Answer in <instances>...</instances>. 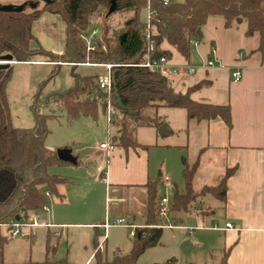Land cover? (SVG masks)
I'll return each instance as SVG.
<instances>
[{
  "label": "trees",
  "instance_id": "16d2710c",
  "mask_svg": "<svg viewBox=\"0 0 264 264\" xmlns=\"http://www.w3.org/2000/svg\"><path fill=\"white\" fill-rule=\"evenodd\" d=\"M111 1L51 0L50 3H43L41 8L39 2L35 9L26 6L21 12L0 11V56L9 54L17 63L28 62L40 56L56 69L61 64L70 65L74 85L63 92L50 93L44 101L56 104L65 112L69 121L79 117L96 120L98 109L105 111L106 94L98 86V77L80 76L75 68L82 64L112 65L114 85L109 98L120 113L113 142L124 150L139 146L135 139L137 128H159L164 124L156 114L158 108H182L188 120L198 122L220 118L230 127L229 106L211 105L191 99L190 93L207 83H197L185 93L175 92L165 77L138 64L147 51L149 42L157 49L162 41H166L182 57L188 59L190 39H201V29L210 17H220L226 29L235 21H243L246 24L244 35H258V46L254 51L264 55V0H168L166 4L163 0H115L116 9L112 14L129 13L118 27L107 24L112 15L106 17ZM142 10H147L150 14L149 23L154 30L148 41L143 34L145 22L140 19ZM42 12L59 15L65 24L62 54L30 46L31 41L35 40L32 24ZM95 17H102V42L96 43L95 49L87 50L82 37L91 32ZM122 35L125 36L123 40ZM158 52L168 55L166 52ZM55 72L56 70L51 76ZM11 74L12 65L0 69V264H71L65 257L53 258L54 249L48 247L42 261L9 263L4 260V247L8 239L2 236L1 228L10 220L20 221L29 212L41 209L47 204L49 195L60 197L57 187L70 184V181L65 177L49 174L47 169L56 164L71 165L59 160L55 151L44 146L49 130L45 125L46 115L38 112L39 91L31 106L34 125L23 129L11 123L5 95ZM181 161L183 190L179 192L175 185L170 186L169 215L185 212L196 198L205 195L213 196L222 204L225 202L226 181L234 173V168L226 169L216 185L204 186L195 191L192 183L199 162L196 160L189 165L184 158ZM76 165H79V161ZM158 180L159 176L145 185L147 200L144 222L134 228L129 252L114 254L110 259L103 257L97 249L99 232L95 229L93 246L97 250L88 264H139V256L159 243L164 225L161 223L166 221H162L156 213ZM169 219L173 220L172 216ZM226 258L227 253H224L218 264H226Z\"/></svg>",
  "mask_w": 264,
  "mask_h": 264
},
{
  "label": "rangeland",
  "instance_id": "374dc122",
  "mask_svg": "<svg viewBox=\"0 0 264 264\" xmlns=\"http://www.w3.org/2000/svg\"><path fill=\"white\" fill-rule=\"evenodd\" d=\"M31 1L33 0H0V5L19 6L24 3L28 4ZM175 1L182 2L183 0ZM42 6L43 3L40 2L39 8ZM54 16V19H58V24L53 25L44 20L45 17ZM127 16H129V13L112 14L107 24L110 26L120 25ZM140 18L145 19L146 13L142 12ZM218 19L221 20L220 17ZM33 25L32 33H34L35 40L30 43L32 48L39 46L54 54L63 53L65 24L59 15L42 12ZM102 26V17H95L91 30L97 28L98 34L90 39L93 43L99 44L102 42ZM56 49L60 50V52L54 51ZM54 70L56 72L51 76ZM75 72L80 76L100 77L106 75V70L101 65H78L75 68ZM73 85L71 66L68 64H61L58 69L49 63L13 64L11 78L5 89L11 123L15 127L23 129L31 128L34 125L31 106L35 100V95L39 91L37 100L38 112L46 115L45 125L49 130L44 140V146L51 151L65 147L70 148L75 156L78 157L79 165L85 163L87 167H95L100 163V160L92 157L89 147L94 142H104L108 138L111 139L114 136V132H116L117 123L114 131L112 128L110 129L105 113L101 108L98 109L96 120L79 117L69 121L65 112L59 109L56 104L44 102L50 93L63 92ZM135 139L137 142L148 145V168H150L151 178L155 180L158 177V173L161 172L156 185L155 200L158 202L161 197L170 199L171 187L167 186L163 181L164 175L170 177L172 185H175L178 191L182 192L181 156H184L189 165L192 164L196 157L194 149L181 152L175 148L163 147L162 145H169L176 139H181V136L176 137V134L172 133H163L161 135L158 131L155 132L153 129L146 127L137 129ZM79 165L69 167L67 164H56L48 167L47 171L49 174L67 177L70 179L71 184L66 185L64 189L66 202H59L60 204L54 208L52 202L56 201L58 197L49 195L45 207L34 211L39 217L38 222L42 224L41 221L46 219V212H44L46 208L52 212H55L56 208L57 212L58 210L69 212L71 215L65 218L71 222H85L89 218L99 222L104 220L105 214L108 218L109 212L121 213L125 220V225L110 227L106 231L105 236L103 231L99 230L97 237L99 248L97 247V249L107 259H110L114 254L128 253L132 238L129 233L133 230L132 225L128 224V216L130 212H133L137 219L142 214L143 217L145 216L147 193L144 197L139 188H110V190H106L104 184L99 179L95 180V177L88 172L86 166L81 168ZM205 170V167L201 168L194 176L192 186L195 191H199L204 185H215L220 178L218 177V172L220 171L217 167L212 168L208 175ZM196 201L197 203L199 202V209L203 211L208 209L207 206L218 203L210 195L200 197ZM87 209L90 211L83 214L82 211ZM89 212L90 214H88ZM79 213H82L85 217H81ZM170 216H172L173 220L169 219ZM159 218L162 221H166L161 223L164 225L162 226L159 243L146 249L139 256V264L167 262H172V264H217L220 262L223 256L221 249L223 232L220 230L223 224V216L220 212L216 215H197L192 204L185 212L168 214L166 219L164 217ZM108 222L112 223L111 220H108ZM47 225L49 224L47 223ZM7 228V226H3L1 232L2 236L8 239L4 247V260L9 263H19L26 260L41 261L48 247L49 249H54L53 258L65 257L71 264H78L75 256L80 257V255H83L86 257L92 254L90 258H93L97 250L93 246L95 229H88L83 226H55L50 229L44 226L23 227L19 236L11 239H9ZM88 230H90V241L83 247ZM29 231L31 236L28 234Z\"/></svg>",
  "mask_w": 264,
  "mask_h": 264
},
{
  "label": "crops",
  "instance_id": "0c3cea01",
  "mask_svg": "<svg viewBox=\"0 0 264 264\" xmlns=\"http://www.w3.org/2000/svg\"><path fill=\"white\" fill-rule=\"evenodd\" d=\"M142 12L147 14V10H142L140 14ZM45 18L46 22L53 25L59 22L58 19H54L55 16ZM141 21L145 22V19ZM118 26L117 24L115 27ZM245 30L246 24L244 25L243 21H235L230 28L226 29L223 27L222 19L210 17L201 29V39L197 40L195 46L191 45L188 59L182 57L166 41H162L157 48V52L168 53L166 56L168 64L179 70L177 74L167 78L175 92L185 93L195 84L205 82L206 85L190 93L191 99L211 105H227L230 108V127H227L220 118L199 122L188 120L182 108H158L156 111L157 116L165 125L164 133L176 134V137L181 136V139H176L172 144L162 146L175 148L181 152L194 149L196 153L194 161L199 162L195 175L203 167L206 168L207 175L210 174L212 168L217 167L220 171L218 177L221 178L226 169L234 168V173L226 181L223 204L215 198L218 203L207 206L208 209L203 211L199 209V202L196 201L200 197L192 202L197 215H216L220 212L223 216V224L220 228L223 232L221 249L223 254L227 253L226 264H264V55L254 51L258 46V35L245 36ZM32 34L34 36V33ZM63 35L64 42L65 34ZM62 49L63 52L64 44ZM54 51L60 52L58 49ZM208 60L213 61L211 66L206 65ZM16 63L13 62L11 65ZM22 63L49 62L43 57L36 56ZM187 68L194 69V72L187 73ZM234 71L241 73V78L237 82H234L231 77ZM146 128L158 131V128ZM101 142L103 141L94 142L89 147L92 157L99 159L100 163L95 167L89 165L87 167L85 163L79 166L81 168L86 166L88 172L95 177V180L99 179L106 190L139 188L145 197L146 183L154 181L151 178L150 168H148V145L136 141L139 146L134 149L124 150L115 146L114 150L106 156L105 151L99 149ZM72 154L75 156L73 152ZM75 157L78 161V157ZM182 158L184 156H181V160ZM186 163L188 164L187 161ZM160 175L161 172L158 173L159 177ZM164 177L168 176L164 175ZM168 178L169 186H171L170 177ZM67 179L70 181L69 178ZM65 186L57 187L60 197L52 202L54 208L60 204L59 202H66ZM56 210L52 212L46 208L44 211L46 219L41 222L44 225L49 224V226H44L47 229L55 226H83L88 229L101 230L105 236L109 228L105 230L102 225L106 219L107 221L123 219L121 213L109 212L108 218L105 214L103 221L97 222L89 218L85 222H71L65 218L71 215L69 212L59 210L57 212ZM87 211L90 210H84L82 213L86 214ZM82 213H79L80 216L85 217ZM143 222V214L137 219L133 212L129 213V225L139 227ZM226 224H230L231 228H226ZM7 229L9 231V227ZM89 232L90 230L86 233L83 247L90 241ZM28 234L31 236L30 231ZM91 255L75 256V259L78 264H88L92 260Z\"/></svg>",
  "mask_w": 264,
  "mask_h": 264
},
{
  "label": "built area",
  "instance_id": "2783aa9c",
  "mask_svg": "<svg viewBox=\"0 0 264 264\" xmlns=\"http://www.w3.org/2000/svg\"><path fill=\"white\" fill-rule=\"evenodd\" d=\"M168 0H163V3L166 4ZM150 14L147 12L146 18H145V26L143 30L144 37L149 40L153 33V26L149 23ZM98 34L97 30H92L87 36H83V40L86 42L87 50H93L97 47L96 43H93L91 38H94ZM190 45L195 46L197 44V40L192 38L189 41ZM157 52V49L155 48L154 44L152 42H149L148 49L141 58L140 63L138 66L148 68L152 71L158 72L161 76L165 77L166 79L169 78L170 75H175L178 73V68L175 66H170L168 64V59L166 56L159 54V57L157 59H154L152 56L153 54ZM213 64L212 60H208L206 62L207 66H211ZM103 68L106 70L105 76H100L97 78V83L102 90L106 94V101H105V116L108 123V126L110 129L115 130L116 123L120 117L119 111L112 105L109 94L112 88L111 83V69L112 65L107 64L103 65ZM187 73L192 74L194 72V69L187 68ZM232 80L234 82H237L241 78V73L239 71H234L231 73ZM115 148V143L113 142V137L110 139L108 138L107 141L101 142L99 144V149L104 150L106 153V156H108ZM163 181L168 186L170 183L168 177H163ZM45 195H48V192H45ZM45 207V206H43ZM45 209V208H44ZM169 212V199L167 197H161L160 200L157 203L156 206V213L161 218H167ZM38 215L35 212H29L25 219L22 220H10L5 226L9 227V237L10 238H16L21 233V229L23 227L25 228H31V227H38V226H49L44 225L38 222ZM125 220L124 219H116L112 221V223H109L107 220L103 223L102 227L103 229L107 230L108 228L112 226H124ZM170 226V225H169ZM171 227V226H170ZM226 228H231L230 224L225 225ZM133 230L129 233L130 237L134 236V226H132ZM99 248V245H98Z\"/></svg>",
  "mask_w": 264,
  "mask_h": 264
},
{
  "label": "water",
  "instance_id": "95a60500",
  "mask_svg": "<svg viewBox=\"0 0 264 264\" xmlns=\"http://www.w3.org/2000/svg\"><path fill=\"white\" fill-rule=\"evenodd\" d=\"M39 2H42L44 4L50 3L51 0H35V1H31L28 4L24 3L22 5L19 6H13V5H0V11H4V12H21L24 10V8L26 6H28L30 9H35L38 5ZM116 9V1L112 0L110 7L106 13V17H108L109 15H111ZM124 35L121 36V40L124 39ZM154 59H157L159 57V53L155 52L152 56ZM13 59L12 56L9 54H5V55H1L0 56V69H5L7 68L9 65H11L13 63ZM114 72H111V83L112 85H114ZM166 131L165 125H161L160 128L158 129V133L159 134H163ZM56 155L57 158L61 161L64 162H68L72 165H76L77 163V158L72 154V150L70 148H60L57 149L56 151ZM131 224V221L129 222Z\"/></svg>",
  "mask_w": 264,
  "mask_h": 264
}]
</instances>
